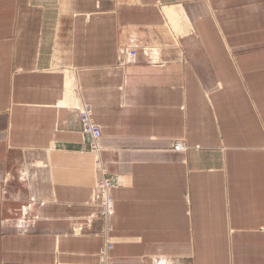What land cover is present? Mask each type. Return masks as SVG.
<instances>
[{
	"label": "crops",
	"instance_id": "crops-1",
	"mask_svg": "<svg viewBox=\"0 0 264 264\" xmlns=\"http://www.w3.org/2000/svg\"><path fill=\"white\" fill-rule=\"evenodd\" d=\"M106 241L109 264H264V0H0V264Z\"/></svg>",
	"mask_w": 264,
	"mask_h": 264
},
{
	"label": "built area",
	"instance_id": "built-area-1",
	"mask_svg": "<svg viewBox=\"0 0 264 264\" xmlns=\"http://www.w3.org/2000/svg\"><path fill=\"white\" fill-rule=\"evenodd\" d=\"M81 122L83 125V130L86 135L90 136L93 141V150L96 152H100L101 147L99 145V141L102 137L101 128L92 120L89 112L87 110H82L80 113ZM186 147L184 145H176L175 151H184ZM102 190L109 191L111 188V182L109 180H103L101 183ZM103 206L105 208L106 213H110L112 203L110 196L106 195ZM113 245L109 241H106L104 247L102 248L100 252V264H109V253L112 250Z\"/></svg>",
	"mask_w": 264,
	"mask_h": 264
},
{
	"label": "bare ground",
	"instance_id": "bare-ground-1",
	"mask_svg": "<svg viewBox=\"0 0 264 264\" xmlns=\"http://www.w3.org/2000/svg\"><path fill=\"white\" fill-rule=\"evenodd\" d=\"M178 23V22H177Z\"/></svg>",
	"mask_w": 264,
	"mask_h": 264
}]
</instances>
